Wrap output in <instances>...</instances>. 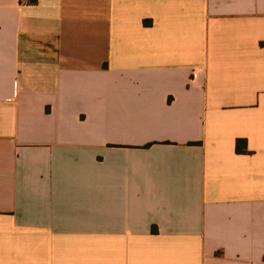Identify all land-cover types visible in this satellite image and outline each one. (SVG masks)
I'll list each match as a JSON object with an SVG mask.
<instances>
[{
	"label": "crops",
	"instance_id": "1",
	"mask_svg": "<svg viewBox=\"0 0 264 264\" xmlns=\"http://www.w3.org/2000/svg\"><path fill=\"white\" fill-rule=\"evenodd\" d=\"M0 264H264V0H0Z\"/></svg>",
	"mask_w": 264,
	"mask_h": 264
},
{
	"label": "trees",
	"instance_id": "2",
	"mask_svg": "<svg viewBox=\"0 0 264 264\" xmlns=\"http://www.w3.org/2000/svg\"><path fill=\"white\" fill-rule=\"evenodd\" d=\"M236 151L239 154H249L247 141L239 139L236 144Z\"/></svg>",
	"mask_w": 264,
	"mask_h": 264
},
{
	"label": "built area",
	"instance_id": "3",
	"mask_svg": "<svg viewBox=\"0 0 264 264\" xmlns=\"http://www.w3.org/2000/svg\"><path fill=\"white\" fill-rule=\"evenodd\" d=\"M37 0H21L22 3H32Z\"/></svg>",
	"mask_w": 264,
	"mask_h": 264
}]
</instances>
